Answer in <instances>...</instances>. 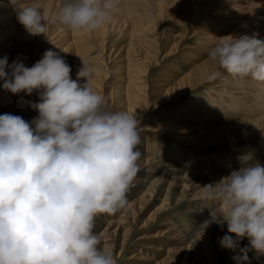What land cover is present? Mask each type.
<instances>
[{
	"label": "clouds",
	"instance_id": "1",
	"mask_svg": "<svg viewBox=\"0 0 264 264\" xmlns=\"http://www.w3.org/2000/svg\"><path fill=\"white\" fill-rule=\"evenodd\" d=\"M9 4L24 28L38 35L51 23L67 31H95L111 22L121 0H60L52 14L40 0ZM208 54L227 73L264 82V38L219 36ZM81 61L74 79L65 57L51 48L32 66L0 57L3 87L13 94L37 91L40 97L30 101L38 112L31 121L0 114V264H116L93 231L94 218L127 206L141 137L137 115L106 109L90 83L92 68ZM220 75L212 71L207 78ZM240 161L203 185V198L211 202L203 224L205 230L212 222L226 223L227 232L218 238L222 248L247 237L233 259L250 264L249 251L264 255V163L251 154Z\"/></svg>",
	"mask_w": 264,
	"mask_h": 264
},
{
	"label": "rangeland",
	"instance_id": "2",
	"mask_svg": "<svg viewBox=\"0 0 264 264\" xmlns=\"http://www.w3.org/2000/svg\"><path fill=\"white\" fill-rule=\"evenodd\" d=\"M130 1L133 2L134 0ZM169 1L171 4L175 3V0ZM127 2L129 3V0H121V5L124 6ZM165 2L166 1L164 0V3ZM239 4L243 5L240 6L242 8H245L244 5L246 4L248 9L244 11L246 15L248 13L249 18L254 23L260 24V27L264 30V0H236L235 8L222 12L220 18L214 17L210 21V24L208 26H204L201 32H199L201 34H199L198 37L196 35L192 36L193 31L185 26V29L188 30L187 33L185 32L188 43H185L186 45L184 44V46H186L184 49H180V41L179 44L177 43V47L171 52H167L165 49H162L160 52L158 51L157 53L159 55L156 57L157 61H154V59L152 61L151 57L146 58L147 60L145 61L144 57L139 55L138 63L144 65L146 63V66L148 67L147 71L142 74H147L148 76L147 79L149 81L151 93L155 92L156 90L160 91L168 89V87L163 86L177 81V79H180L181 76L185 75L189 71L192 65L197 63V60L200 61L201 59L207 57L208 53L206 51L200 50V46L203 43H206L208 46H213V44L217 41L215 39L216 36H221L226 33L230 26L234 28L238 27V19H240V21L248 19L244 16V12L239 13ZM161 5L162 2H160L156 8H150V10H158ZM220 5L221 0H177V2L171 7L174 9L179 7L180 12H176V14L183 15L188 24H191V19H193L194 22L192 25L196 26L198 23L197 20L200 21L206 18L210 12L213 13L216 11ZM166 6H168V4L164 5V7ZM176 21L179 23V16L176 17ZM9 28L13 29L15 26L7 27V29ZM151 28L154 30H150L148 34L153 35V33L158 30V40L164 44V47H166L168 41H173L174 36L180 34L181 32V28L178 25L166 26L164 24L162 27L151 26ZM19 29L20 31L25 30L22 24H20ZM16 31L17 30H15V32ZM15 32L12 31L10 35L14 36ZM170 36L172 37L170 38ZM9 37L10 36H6L1 39L2 42H10L11 39ZM1 40L0 45L3 44ZM71 40H75V38L71 36L70 41ZM96 41L97 40L95 38H90L87 40V43L76 45L78 49H75V45H73L64 57L66 62L71 67L70 74L74 79L77 78L76 69H79L82 66L81 57L87 60L89 66L94 72V75L90 81L93 89L98 91L104 98L107 97L105 99L106 101L104 100V107L108 110H118L113 102L117 103V93L123 91L122 88L126 84L127 77H129L127 68L130 64H132L131 56L133 55L136 46L132 42V34L130 30L129 33H123V35L119 32H111L106 40L107 46L109 48L105 49L104 53ZM45 43L42 42V44L38 47V53H34L32 50L27 52V54H29V56H27L28 59L31 61L33 60V62H30L29 66H32L36 60L40 59L44 51L48 49V45ZM67 44L68 42L63 44V46L66 47ZM84 48H87V50H84ZM178 49H180L181 52H179ZM193 51H199L200 53L203 51L204 55L202 54L201 58L197 55H195L196 57L192 58L190 53ZM16 52L18 51L16 50ZM80 52L83 54L81 57L78 55ZM72 53L73 57L70 56ZM149 59L151 60L149 61ZM138 63H134L131 68H135ZM109 70L110 74H106ZM222 70L224 69L222 68ZM224 74L229 75L230 73L225 71ZM229 76L231 82L228 84H233L235 81V83L240 85L241 83L245 82V87H243V83L241 84V89H239L241 91V97L235 96L236 89H234L231 94H225L223 97H221L217 90H210L207 88L210 85L207 83L206 85L200 86L199 89H201V91L197 93H195L196 90H198L196 88L189 90L188 95H184L185 97L182 96L176 99H171L169 96H167V98H163L158 103H155L156 97L152 99L149 107L150 109H144L142 111L144 115L143 118L141 121L137 122L139 135L141 137L140 144L143 143L145 145V151L144 153L141 152V155L145 156L143 159H138L137 161L139 167L136 177H144V170L147 168L146 165L150 164V162H153L154 160H157L159 163H164L171 168H189L200 170L202 173L206 171H213L210 174L212 175L216 173L213 178L202 182L196 189L193 190L195 192V190L199 189L198 192H203V185L218 181V179H215L216 176L224 175L227 172L229 173L232 169L238 168L241 162L240 158L243 155L251 154L254 158L260 155L264 159V139H262L263 141L258 139L257 137H259V134L256 135V138H254L255 140H252L251 144L247 145V148L232 142H225L220 145H209L205 149H201L196 147V143L191 141L190 136L186 139H184V136L183 138H180V132L176 131L177 133H175L170 131L168 133L166 128L160 125L162 123L172 124L173 122L171 121L180 122V106H186V103L190 99L192 100V97L194 96L199 98L197 103H195L193 106H196V108L199 110H203L204 113L205 111L211 110V113L208 112L209 116L211 119L218 121L219 124L237 121L240 117L249 118L246 113L240 112L239 109H237L240 113L238 114L239 117L236 115L234 117V115L232 116L230 113L232 98L240 99L247 91L253 95V100H251L252 102H249L250 104L247 105L248 114L254 117L264 113V82L256 81L249 76L240 83L241 76ZM231 77L233 79H231ZM79 79L80 82L86 80V78ZM1 83L3 84V81H1ZM232 94L234 95L231 96ZM203 96L204 100L207 99L208 102H204L202 100ZM26 98H29V96L26 95ZM213 98H216L214 103L212 100ZM223 98L224 100H222ZM223 101H226L224 102L225 106L222 104ZM194 102H196V100ZM207 103L213 105L208 106ZM28 104L29 107L30 102ZM193 106L192 109L195 108ZM224 107L225 110L223 109ZM242 107H244V105ZM220 108L222 109L220 110ZM1 110H3V108H0V114L3 112ZM232 110L235 111L236 107L233 106ZM35 111L37 112V110ZM225 111L226 113H224ZM36 114H38V112ZM193 114L194 112H190L188 108L186 110V114L182 118L184 120L190 121L188 118L193 117ZM200 121L202 122L203 120ZM177 126L180 127V125ZM194 126L197 125L194 124ZM176 136H179V138ZM180 140L182 141L180 142ZM147 158L151 159L146 162L145 160ZM259 161L261 163L264 162L263 160ZM160 165L164 168L166 167L163 164ZM222 169L224 170L221 171ZM159 175L160 174L158 170L154 166L150 170V173L147 172V179H151V181L156 182ZM169 186L172 187L173 199L176 196H187V198H189L191 201L185 200L177 205L174 204L166 211H162L158 209L159 200L149 201L146 200L142 194H138L136 192L134 193L128 190L127 206L125 208L121 209L115 214H97L94 218L93 231L100 236L101 246L108 249L113 254L116 264H198V262H201V260H196L193 262V259H195L196 256H194L195 252L192 251L191 246L186 243L181 234L176 232L177 230L175 226L169 224V222H171L173 219L172 223L177 222L179 225H183V227L189 226L190 229L188 228V230L192 229L191 231L197 233L199 240L203 244L205 243L208 245L212 252L218 255L217 264H232L234 255L240 251V248L248 244V238L244 237L241 239L243 242H238L234 248H222L219 244L218 238L227 232V228L223 231V233L219 232L218 229L210 231L208 228H206L204 230L205 225L202 223L204 222L205 217L201 214H198L199 211H197V209L208 211V207L205 206V203L208 202L199 203V201L206 200L200 194L199 197H195L193 191L189 190V194L187 195V190L183 189V186H180L179 182L177 184H170L169 182L165 181L164 184L160 186V190L164 192V190ZM188 206L191 210L188 208ZM182 222L183 224H181ZM200 224H202V226ZM232 235L235 236L234 233ZM248 255L250 257V264H264V255L257 256L254 251H249ZM245 264H248V262H245Z\"/></svg>",
	"mask_w": 264,
	"mask_h": 264
},
{
	"label": "bare ground",
	"instance_id": "3",
	"mask_svg": "<svg viewBox=\"0 0 264 264\" xmlns=\"http://www.w3.org/2000/svg\"><path fill=\"white\" fill-rule=\"evenodd\" d=\"M59 1L60 0H57V1L40 0V2L44 5L46 10H48L50 14L54 13L55 9L58 7ZM165 1L166 2L164 3V0H134L133 2H131L129 0V3L127 2L126 5H124V6L120 4V11L113 17V19L111 20L110 23L103 25L101 28H99L95 31H87V30L67 31L62 26H60L56 23H51L49 25V29H48L46 34L32 35L26 29L24 31H20L21 28L19 29V26L21 23L17 20L16 12L14 11L13 7L9 4V0H0V40L6 36H10L9 38L11 39L10 42L6 41L4 43L1 40V42L3 44L1 43L2 45H0V57L7 55L9 63H11L13 60H15L17 58H20L23 60V62L25 63L26 66H29L30 62H33V60L31 61L30 59H28L27 56H29V54H27V52H30V50H32L34 53H38L37 49L42 44V42H44V43L46 42L45 44L48 45V49H50V48L54 49L55 51L59 52L60 55L65 56L67 54V52L69 51V49L73 45H75V49H76L77 48L76 45H81V44L87 43V40L90 38L91 39L95 38L97 40L96 43L102 48V51L104 53V50L109 48L107 46L106 40H107V38L111 32H119L123 35V33L124 34H127V32L129 33V30H130V32L132 34V42L136 47H135V51H134L133 55L131 56L132 64H130L129 67L127 68V72H129V75H128L129 77H127L126 84L122 88L123 91H120L117 93V95H118L116 98L117 103L113 102V104L115 105V107H117L118 110H127L130 113L136 114L137 115V122L141 121V119L144 116L142 111L144 109H148L150 107V103L152 102V99L154 97H156L155 103L160 102L163 98H167V96H169L171 99H176V98L182 97L186 94L188 95L189 90H191L193 88L198 89V90H196L195 93L201 91V89H199V87L206 85L207 83L210 84L209 87H207V88H209L210 90H217L220 93L221 97H223L225 94H228V95L231 94L234 89H236V91H235L236 95L235 96L241 97L240 96L241 91L239 90V89H241V84L244 83L243 87H245V82H243V83H241V82H242V80L244 81V79L246 77L248 78L249 76H241V81H240L241 84L240 85L235 83V81L233 82V84H228L231 82L229 75L232 76V74H229V75L224 74L225 71L219 67V65L216 61H213L210 58L209 54L207 57L201 59L200 61L197 60V63L192 65V67H190L189 71L185 75L181 76L180 79H177V81L172 82L170 84H166L163 86V87H168V89L160 90V91L156 90L155 92L151 93L149 81L147 79L148 76H147V74H142V73H145L147 71L148 67L146 66V63H145V65L138 63L139 62V55L143 56L145 61L147 60L146 58H150V57H151L152 61H153V59H154V61H157L156 57H157V55H159L157 53L158 51L160 52L162 49H165L167 52H171L177 47V45L180 43V41H181L180 49L181 48L184 49L186 47V46H184V44L188 43V39H187V36L185 34V32L187 33L188 30L185 29L186 28L185 26H187L188 29H191L193 31L192 36L196 35L198 37V35L201 34L199 32H201V30L204 28V26H208L210 24V21L214 17L220 18V16L222 15V12L228 11V10L236 7V5H235L236 0H221V5L218 7V9L216 11H214L213 13L210 12V14L206 18H204L200 21L197 20L198 23L195 26V25H192V23L194 22L193 19H191V24H188L183 15H177L176 14V12L177 13L180 12L179 7L177 9H174L173 7L170 6L171 2L169 0H165ZM23 2L24 3H31L32 0H23ZM160 2H162V5L160 6V8L158 10H153V11L150 10V8H156ZM165 4H168V6L164 7ZM240 6H243V5L239 4V9H238L239 13L240 12L242 13L245 10H248L246 7V4L244 5L245 8H242ZM177 16L180 17L179 23L176 21ZM244 16L248 19L242 20V21H240V19H238L239 20L238 21V27L234 28V27L230 26L229 30L226 33H224L223 35L232 34V35L238 36V35L246 33L249 35L255 34V35H257L258 38H264V30L260 27L261 25L254 23L249 18L248 13L246 15V13L244 12ZM164 24L166 26L178 25L181 28L180 34L175 35L174 40L172 39L173 41H168L166 47H164V44L159 42V40H158V30H156V32H154L153 35L148 34V32L150 30H154L153 28H151V26L152 27H155V26H161L162 27ZM12 26H15V28L7 29V27H12ZM182 29H183V31H182ZM15 30H17V31L15 32ZM12 31L15 32L14 36L10 35L12 33ZM223 35H221V36H223ZM71 36L74 37L75 40L70 41ZM171 37L172 36H170V38ZM218 37L219 36H216L215 39L218 40ZM67 42H68V44L66 45V47H64L63 44H65ZM181 46H183V47H181ZM211 47H212V45L208 46V45H206V43H203L200 46V50L206 51L208 53L209 49ZM180 49H178L179 52H181ZM16 50L18 52H16ZM23 50H26V51H23ZM84 50H87V48H84ZM203 51H202V53H200L199 51L198 52L193 51L192 53H190L191 57L194 58V57H196L195 55H197L201 58L202 54L204 53ZM13 52H15V53H13ZM194 52H195V54H194ZM182 54H183V52H182ZM36 55H38V54H36ZM78 55L81 56L83 54H82V52H80ZM70 56L73 57V53ZM30 57L32 58L31 55H30ZM151 59H149V61ZM107 60H109V59H107ZM134 63L135 64L138 63V64L135 68H131ZM78 70L79 69H76V73L78 72ZM110 70L107 71V73L106 72L105 73L110 74ZM212 71H219L221 73V75L215 79L209 80L207 77H208V74ZM173 72H175V71H173ZM172 78H174V77H172ZM231 79H233V78L231 77ZM226 80H228L229 82ZM1 81H3V80H0V108H3V110H1V111H3L1 114H3L4 112H9L12 114H18V115H21L23 118H25L26 120H29V121H31L33 117L38 115V114H36L37 113L35 111L36 109L34 110V108H32L31 106L28 107V105H29L28 103L30 101H38L40 99L37 91H34L31 94H25L24 92L13 94L9 90L5 89L2 86L3 84L1 83ZM83 82H81V83H83ZM122 84H124V83H122ZM226 87H227V90H226ZM3 91H5V92H3ZM260 92H261V90H260ZM199 94H201V93H199ZM26 95L29 96V98H26ZM107 95H109V94H107ZM233 95L234 94H232L231 96H233ZM106 98H104V100ZM192 98H193L192 100L190 99L186 103L187 104L186 106H183V107L180 106V122L171 121V122H173L172 124H169V123L160 124L161 126H164L166 128L168 133L170 131L177 133L176 131H178V132H180V135H179L180 138H183V136H184V139H186L190 136L191 141L196 143L195 144L196 147H199L201 149H205L209 145H216V144L220 145V144L225 143V142H232L234 144H238L239 146H243V147L247 148V145L251 144L252 140L254 138H256L257 134H259V137H257L258 139H261V140L264 139V113H262L259 116H254V117H252L250 114H248L247 105L250 104L249 102H252L251 100H253V95L251 93H249L248 91L246 93H244L243 97L240 99H236V98L231 97L232 98V104L230 105V109H231L230 113L232 116L234 115V117H235V115L239 117L238 114H240V113L237 110V109H239L240 112L246 113V115H248L249 118H241L240 117L239 120L229 122V123L224 122V123L219 124L218 121L211 119V117L209 116V113H211L212 111L211 110L205 111V113H204L203 110H199L198 108H196V106H193L195 103H197V100L199 97L197 98L196 96H194ZM215 99L216 98L212 99L213 103L215 102L214 101ZM187 100H188V97H187ZM195 100H196V102H194ZM202 100L204 102H208L207 99L204 100V96L202 97ZM222 100H224V98ZM105 101H104V103H105ZM226 101H228V100H226ZM226 101H223L222 104H224V102H226ZM207 104H208V106L213 105L210 103H207ZM109 105H110V103H109ZM243 105H244V107H242ZM192 106L195 108L192 109ZM217 106H219V105H217ZM224 106H225V104H224ZM233 106L236 107L235 111L232 110ZM188 108H189L190 112H194V114H193L194 116L188 118V120H190V121L184 120L182 118L186 114V110ZM213 108H214V106H213ZM221 109L222 108H220V110ZM223 109L225 110V107ZM224 113H226V111ZM222 115H224V114H222ZM227 116H229V115H227ZM196 118H198V119H196ZM208 119H211V120H208ZM200 120H203V121L201 122ZM194 124L197 126H194ZM177 125H180V127H178ZM212 128H214V129H212ZM165 133H167V132H165ZM179 136H176V137L179 138ZM181 141L182 140H180V142ZM138 148H139L140 152L144 153L145 145L143 143L138 145ZM144 156L145 155H141L139 157V159H143ZM255 158L259 159L261 161L262 160L264 161V159L260 155L255 157ZM150 159L151 158H147L145 161L147 162ZM160 164H163L166 167L164 168ZM154 166L160 174L158 176L156 182L151 181V179L150 180L147 179V172L150 173V170ZM146 167L147 168L144 170V172H145L144 177L140 176L138 178L135 176L133 181L131 182L129 190L131 192H134V193L136 192L138 194H142V196L146 200H149V201L159 200L158 209H160L162 211H166V210L170 209L171 206H173L174 204L177 205L180 202H183L185 200H190L189 198H187V196H184V197L176 196L173 199L172 198L173 193H172V187L171 186H169L168 188H166L164 190V192H162L160 190V188H161L160 186L162 184H164L165 181L169 182L170 184H177L179 182V185L183 186V189L187 190V195H188L189 190L193 191L202 182L213 178L214 175L216 174L215 173V174L210 175L211 172H213V171H208V172L206 171V172L202 173L200 170H194V169H189V168H185V169L179 168V167L178 168H176V167L171 168V167H168L164 163H161V162L159 163L157 160L150 162V164L146 165ZM195 167H197V166H195ZM223 170L224 169H222L221 171H223ZM177 173H178V175H177ZM226 174H228V172ZM226 174H224V175H226ZM222 176L223 175H218V176H216L215 179L219 180ZM198 191H199V189L195 190V192L193 191V194L195 197H199V194L200 195L203 194V192H198ZM202 197H203V195H202ZM203 202H208L205 204L211 205L210 201H199V203H203ZM195 203H197V202H195ZM189 206H188V208H189ZM205 206L208 207V211H205L202 209L201 210L197 209V211H199L198 214L203 215L205 217V219H207L210 216V207L207 205H205ZM190 208H191V206H190ZM170 216H173V215H170ZM167 220H168V218H167ZM172 220H171V222H169V224L172 226H175V228L177 230L176 232L178 234L182 235V238L185 239L186 243L191 246L192 251L195 252L194 256H196V258L193 259V262L196 260H198V261L201 260V262H198V264H210V263L211 264H217L218 255L216 253L212 252V250L210 249V247L208 245H206L205 243L203 244L199 240V236L197 235L196 232L191 231L192 229L188 230L189 226L183 227V225H179L177 222L172 223ZM178 222H180V221H178ZM181 224H183V222ZM202 224H200V225L202 226ZM207 228L210 231L218 229L219 232L223 233V231L227 228V226H226V223L224 225H220L216 222H212ZM238 242L242 243L243 240L238 241ZM232 264H236V261L233 260Z\"/></svg>",
	"mask_w": 264,
	"mask_h": 264
}]
</instances>
